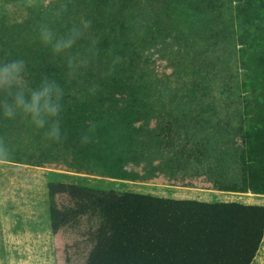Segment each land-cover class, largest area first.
I'll return each mask as SVG.
<instances>
[{"label":"trees","instance_id":"1","mask_svg":"<svg viewBox=\"0 0 264 264\" xmlns=\"http://www.w3.org/2000/svg\"><path fill=\"white\" fill-rule=\"evenodd\" d=\"M129 2L118 0L119 10L124 12L122 8ZM104 9L91 3L84 16L91 21L90 28L83 29L82 23L77 27L83 32L108 29L115 35L120 15L108 18L101 14ZM188 9L180 13V24L173 18L179 16L178 5L137 12V21L127 25L137 33L135 40L130 38L118 46L101 41L82 47L80 38L70 52L56 56L46 52L26 56L28 49L14 47L15 29L33 25L37 17L10 28L2 26L0 62L23 59L33 87L47 74L64 90L60 119L66 138L53 141L45 136L47 127H36L44 141L41 151L27 157L16 153L10 161L39 165L48 162L53 151L61 150L120 178L126 175V165L138 163L145 152L152 153L144 133L145 120L153 112V100L163 92L146 76L140 58L143 51L160 42L171 40L187 52L190 44L212 36L196 8ZM232 20L237 62L243 70L239 83L244 92L239 174L229 179L231 163L222 158L212 160L208 140L195 135L174 137L167 131L168 139L157 148L169 151V169L204 174L217 190L264 194V0H238ZM67 30L62 29L61 35H67ZM69 55L89 61L76 73L78 81L86 84L82 98L75 101L64 89ZM117 55L122 59L114 65ZM2 116L0 109V119ZM90 124L96 125L95 131L89 133L87 144L81 143ZM46 188L50 229L57 233L68 226L78 232L79 240L71 245L79 249L80 264H250L264 232V204L174 199L60 181H49ZM63 255L67 259V249Z\"/></svg>","mask_w":264,"mask_h":264},{"label":"rangeland","instance_id":"2","mask_svg":"<svg viewBox=\"0 0 264 264\" xmlns=\"http://www.w3.org/2000/svg\"><path fill=\"white\" fill-rule=\"evenodd\" d=\"M129 1L121 12L118 0H54L49 7L44 6L43 0H36L34 7H28L27 0H0V28L37 17L33 25L15 29L14 47L28 49L24 51L26 56L31 52L32 56L37 52L56 56L50 46L40 41V25L48 24L60 36L62 29L70 31L82 23L91 3L105 6L101 14L108 18L120 15V23L115 35H110L108 29L87 30L80 39L82 47L93 41L118 46L130 38L135 40L137 33L127 25L137 21V12H153L165 5L179 6V16L173 15L179 24L183 10L196 8L212 35L190 44L187 52L171 40L143 51L140 64L163 94L153 100V112L145 120L144 133L152 153L145 152L138 163L126 165L123 177H112L61 150L53 151L51 159L39 165L10 161L16 153L37 155L44 141L23 114L18 113L14 119L2 116L0 139L7 144L10 155L0 161V264H80L79 249L71 245L79 240L78 232L66 226L53 233L48 225L49 181L174 199L264 204V194L217 190L204 174L187 175L184 170L169 169V151L157 148L168 139L167 131L174 137L183 133L195 135L196 139L208 140L212 160L222 158L231 163L227 168L229 179L239 174L237 154L241 148L244 92L239 87L243 70L237 62L232 20L238 0ZM63 3H67V10L57 18L54 10ZM65 84L72 101L82 98L86 81L80 83L76 75H68ZM155 147L157 150L153 151ZM66 249L67 259L63 255ZM250 264H264V232Z\"/></svg>","mask_w":264,"mask_h":264},{"label":"clouds","instance_id":"3","mask_svg":"<svg viewBox=\"0 0 264 264\" xmlns=\"http://www.w3.org/2000/svg\"><path fill=\"white\" fill-rule=\"evenodd\" d=\"M45 7L53 6L54 0H43ZM28 7L36 6V0H27ZM67 3L60 4L54 10V16L60 17L67 10ZM91 21L82 20V28L88 29ZM84 35L81 27L73 26L67 35L58 36L56 32L43 23L39 28L40 41L50 46L54 54L70 52L77 40ZM97 41H93L95 45ZM91 51V49H90ZM120 56H115L113 64L121 62ZM87 59H77L71 55L67 58L69 76H75L81 67L87 66ZM64 90L55 80L47 74L41 78L38 86L33 87L27 78V64L23 59H5L0 62V109L7 119H14L18 113L23 114L37 128L47 127L45 136L49 139L61 142L66 137L62 135L61 113L63 111ZM95 124H90L89 129L81 137V143L87 144L94 132ZM10 155L7 144L0 139V161H4Z\"/></svg>","mask_w":264,"mask_h":264},{"label":"crops","instance_id":"4","mask_svg":"<svg viewBox=\"0 0 264 264\" xmlns=\"http://www.w3.org/2000/svg\"><path fill=\"white\" fill-rule=\"evenodd\" d=\"M49 217V216H48ZM48 225H49V218H48ZM49 227H50V225H49Z\"/></svg>","mask_w":264,"mask_h":264}]
</instances>
